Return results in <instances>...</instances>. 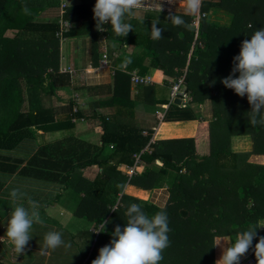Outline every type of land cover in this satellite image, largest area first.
I'll use <instances>...</instances> for the list:
<instances>
[{
    "label": "trees",
    "instance_id": "1",
    "mask_svg": "<svg viewBox=\"0 0 264 264\" xmlns=\"http://www.w3.org/2000/svg\"><path fill=\"white\" fill-rule=\"evenodd\" d=\"M60 3L0 0V149L11 150L32 137L29 126L50 130L46 116L50 110L39 106L26 111L23 102L28 89L44 86L45 82L53 88L59 70L60 44L66 37L90 34L92 65L99 62L103 38L119 42L131 50L132 63L126 70L114 72L110 104L132 106L130 72L137 69L138 74L144 75L151 68L174 80L183 79L189 98L182 107L169 105L178 110L179 120L191 119L186 104L202 103L206 99L210 101L213 119L199 121L195 136L153 141L150 131L143 135V129L134 125L102 120L99 146L81 142L72 152H47V159L39 164L44 170L32 174L39 173L81 194L73 215L91 224L82 237L86 249L79 250V257L85 258L92 247L85 264H91L99 249L110 242L115 226H125L124 213L132 203L142 204L149 215L160 209L166 211L171 229L170 246L164 250L160 264H214L216 236L237 234L264 219V164L248 160L251 154H264V126L249 123L251 106L246 95L241 98L221 83L231 73L233 57L239 54L241 42L264 28V0H203L198 24L184 17L193 23L191 30L174 26L167 19L169 11L165 9L160 14L156 7L149 11L139 9L127 21L133 25V31L122 38L115 36L110 24L104 25L106 31L96 29L92 11L95 0L64 7ZM25 6L31 14L23 12ZM50 6L58 7L57 17L51 21L39 20L40 13ZM212 7L232 14L229 27L206 19V12ZM157 18V27L164 31L161 39L153 40L150 31L152 21ZM62 20L70 23L65 30L61 28ZM141 92L146 94L143 100L152 104H165L170 99L169 93L165 99H154L153 85H143ZM171 113V117L164 116L166 122L174 120L172 110ZM163 134L160 129L158 135ZM241 134L250 137V150L233 151L231 137ZM108 145L112 148L107 151ZM146 146L141 153L142 170L139 166L128 177L117 169L119 165H131L133 154ZM102 150H106L104 155ZM42 152L35 153L29 163L40 161ZM92 165L100 168L93 178L77 171ZM15 166L0 161L1 171L13 172ZM117 183L144 190L166 186L167 201L164 206H157L117 189ZM104 220L110 221L105 230ZM256 242L253 241V247ZM66 253L68 257L71 255L69 251ZM248 253L255 258L251 249Z\"/></svg>",
    "mask_w": 264,
    "mask_h": 264
},
{
    "label": "crops",
    "instance_id": "2",
    "mask_svg": "<svg viewBox=\"0 0 264 264\" xmlns=\"http://www.w3.org/2000/svg\"><path fill=\"white\" fill-rule=\"evenodd\" d=\"M84 0H58L60 3L66 5H77ZM60 3V4H61ZM158 5V4H157ZM153 6L154 7H157ZM56 6H50L45 8L39 15L38 19L43 21H51L57 17ZM91 38L90 34H81L77 36L66 37L60 44L59 48V70L58 76L52 82L53 88H49L47 83L44 86H38L34 89H28L25 93L24 110H35L39 106L48 108L50 112L47 119L50 120V130H42L37 126H29L33 136L23 140L17 147L11 150L0 149V161H9V163L16 165V169L13 172H5L0 170V210L4 214H0V219L10 215L12 208L14 207L9 193L13 188H19L21 192L26 193V197L23 201L18 203H24L27 206V198L31 197L34 201L40 205V215L44 221L54 220V224L61 222L62 218H78L73 215L71 211L74 208L79 196L81 194L75 193L60 183L47 180L44 176H38L32 172H38L44 170L39 164L41 161L47 159L50 152L58 153V151L64 150L72 152L73 149L80 145L81 142L89 143L91 145L101 144V134L103 132L102 120H106L112 123H122L134 125L143 129L146 134L147 131L151 132V138H172V137H191L195 136L200 122H209L212 120V113H210V107L208 106L210 101L204 100L202 103L189 102L187 108L190 110L191 119L179 120L177 117V109L169 106L165 111V115H172L171 110L174 112L171 122H166L163 117L159 120L155 111L159 109V106L164 103H149L141 92L143 85L130 86V98L132 100V106L120 107L115 104H110L109 100L113 91V78L114 72L119 69V65L123 62L125 57L130 56L131 50L127 49L124 45L109 38H103L102 50L99 53V62L97 65L91 64ZM106 50L108 55V62L104 64L101 60V53ZM68 70V71H67ZM73 71V72H70ZM132 71L137 72V69ZM131 71V72H132ZM150 68L146 74L154 76L157 82L154 81V99L162 100L168 96L171 77L163 74L161 71H153ZM169 84V85H168ZM149 85V86H151ZM204 103V104H203ZM172 105V104H171ZM175 105V104H174ZM182 107L183 105H175ZM78 111L74 112V108ZM167 112V113H166ZM164 115V116H165ZM168 118V117H167ZM162 129L163 135H158L159 130ZM111 145V144H110ZM110 145L105 148L110 150ZM251 147L250 137L246 134L234 135L231 137V149L233 151H248ZM43 151L40 155V161L29 163L35 156V153ZM48 152V154H47ZM102 150V154L104 155ZM251 162L263 163L264 154H251L248 158ZM70 165H73L70 163ZM126 165H119L117 169L123 171ZM142 166L140 169L142 170ZM97 169L98 165L87 166L85 168H78L77 171L82 175L93 178V176L86 175L85 172H93ZM47 170V167L45 168ZM97 171L95 172V174ZM127 185V184H126ZM166 189H165V188ZM155 187L151 190H144L133 185H127L125 190L133 196H136L145 201L151 202L157 206H164L168 197V190L166 186ZM164 188V189H163ZM163 190V191H162ZM52 194V197L48 199V195ZM6 212V214H5ZM56 219V220H55ZM70 220L68 221V223ZM81 224V223H79ZM75 227L77 232L73 230H66L61 227H53L56 231L62 233H71L70 235L78 237L75 243H79V238L84 236V230L90 229L91 224H81V227ZM45 225L41 226L35 224V231L32 232L31 240L29 241L28 248H31V243L41 242L39 239L46 234ZM71 226V225H69ZM66 230V231H64ZM38 235L39 237H36ZM237 234L216 236L215 242L224 240L222 242L227 246V243L234 242ZM35 236V240H34ZM0 237H2L0 235ZM83 240V238H82ZM2 240H0L1 242ZM80 248L86 249L84 246ZM67 244V243H65ZM33 253L31 250L26 251L24 258L27 254L31 255V260L28 258L26 261L19 264H36L35 257L39 255H45L51 257V250H46L42 254L40 246H35ZM27 248V247H26ZM36 250V251H35ZM64 251L68 252V248L65 247ZM222 249L219 246H214V264L220 258ZM72 263L78 259L79 252L74 253L71 251ZM22 258V257H21ZM44 260L42 264H49L47 260ZM54 259V258H53ZM0 262L4 264H13L11 258L8 255V249L5 245L0 243ZM17 264V263H16ZM50 264H56L52 262ZM68 264H70L68 262Z\"/></svg>",
    "mask_w": 264,
    "mask_h": 264
},
{
    "label": "clouds",
    "instance_id": "3",
    "mask_svg": "<svg viewBox=\"0 0 264 264\" xmlns=\"http://www.w3.org/2000/svg\"><path fill=\"white\" fill-rule=\"evenodd\" d=\"M170 6L179 5L183 9V15H177L169 11L167 19L176 27H184L191 30L193 23L184 17L195 20L201 14L203 0H167ZM146 7V0H95L93 19L98 31H106L104 25L111 26L116 37L127 36L133 31V25L128 18L133 17L135 12ZM25 14H31L25 6ZM160 14L164 11L162 0L156 7ZM144 20L140 23L143 24ZM159 19L152 21L151 39L162 38V28L157 27ZM251 27V25H250ZM132 63L130 56L125 57L119 70H126ZM239 73L237 76L236 74ZM225 88L231 89L236 95L243 98L251 106L249 112V123L252 126H264V28L254 32L250 39L241 42L240 52L233 57L231 73L221 80ZM116 188L125 190L124 183H117ZM14 205L7 220L6 238L18 255L23 254L26 246L32 238L31 232L35 224L44 225L40 215V205L31 197L27 198V206L23 201L26 193L19 188H13L9 193ZM112 211H116L112 209ZM126 219L122 228L117 225L111 233L113 237L110 242L99 249L98 256L91 264H160L163 260V252L170 246L168 233L171 231L168 217L164 209H160L152 215L147 214L140 203H132L127 206L124 213ZM110 221H103V229ZM264 228V221L250 224L246 230L239 231L234 242L227 243L224 240L215 242L214 246L222 249L220 258L216 264H240L241 258L245 257L251 249L254 252L256 264H264V236L257 239V229ZM103 230V231H104ZM102 232V231H96ZM4 237H0L3 240ZM256 240L253 247V241ZM64 245L62 233L49 231L44 235L41 252L55 250Z\"/></svg>",
    "mask_w": 264,
    "mask_h": 264
},
{
    "label": "rangeland",
    "instance_id": "4",
    "mask_svg": "<svg viewBox=\"0 0 264 264\" xmlns=\"http://www.w3.org/2000/svg\"><path fill=\"white\" fill-rule=\"evenodd\" d=\"M159 3V0H146V7L145 8H142L144 9V11H149V9H151V7L153 6H156L157 4ZM162 3H163V8L166 10V11H175V12H181L183 13V9L181 6H179L178 4L175 5V6H170L168 3H167V0H162ZM62 4V3H61ZM198 18V17H197ZM197 18H195V21H194V24H198V21H197ZM206 19L210 22H213V23H216V24H219V25H222L224 27H229L231 25V22H232V19H233V16L230 12L224 10L223 8H219V7H212L210 8L207 12H206ZM107 62H108V57H107ZM107 64V63H106ZM169 85V84H168ZM204 104V103H203ZM209 105V109H210V113H212L211 111V105L210 103H208ZM212 119H213V116L211 115ZM126 170V167L123 168V171ZM98 171L97 169L93 170V172H85L86 175H89V176H93V174L95 175V172ZM125 174V172H124ZM127 175V174H126ZM128 176V175H127ZM129 177V176H128ZM126 185V184H125ZM127 186V185H126ZM164 187V186H163ZM165 188V187H164ZM163 188V189H164ZM127 189V188H126ZM166 189V188H165ZM163 191V190H162ZM52 197V194H49L48 195V199H50ZM73 212V210L71 211V213ZM0 214H4V212L2 213V211L0 210ZM6 214V212H5ZM0 217H2L0 215ZM10 215H7L6 214V217L0 219V235L2 237H4V239L0 242L2 243V245H5L8 249V255L9 257L11 258V262L13 264H19L21 262H24L26 261V259L28 258L29 260H31V255L32 254H27V256L24 258V254L25 252L28 250L31 252L29 253H33V250L32 249H35L36 247L35 246H41L43 245V238H44V235L42 237H40V243L39 242H34V243H31V248H28L29 244L26 246L27 248H25V251L23 254H20L18 255L17 253H15V251L13 250V247L11 246V244L7 241V238H6V227H7V220L9 219ZM80 218V217H78ZM56 220V219H55ZM70 220V222L68 223V221ZM54 220H47V221H44V228H46V233L49 232V231H56L55 229H53V227H61L66 230H70V231H74L75 233L77 232V230L75 229L76 226H78L79 223L81 224H84V223H88L87 220L85 219H76V218H73V220H71L70 218H68L66 216V218H62L61 219V222L57 221L58 224H54L53 223ZM259 221H264V219H260ZM81 224H79V227H81ZM71 225V226H69ZM85 226V224H84ZM36 227L35 225L33 226V230L32 232L35 231L36 233ZM64 230V231H66ZM259 232H260V237L264 236V228H258ZM31 232V235L33 234ZM58 232V231H57ZM67 232V231H66ZM96 233V232H95ZM71 233H65L64 236L62 235V239L64 241V245L56 248L55 250H51V257L48 256L47 259L45 258V255H39L37 257H35V263L36 264H42L44 262V260L46 259L49 264L52 263V262H55L56 264H68V262L71 260L72 257H68L66 251H64L65 247H69L68 250L69 252L71 253V251H73L74 253H77V252H80L81 249V245L83 244V240H82V237L79 238V243L80 244H77L75 243V240L77 241L78 240V237L76 236H72L70 235ZM36 237H39L38 235H36ZM67 237V238H66ZM84 237V236H83ZM33 239V237H32ZM71 239V240H70ZM215 239V238H214ZM34 240H35V236H34ZM69 241V243H68ZM67 243V244H65ZM92 247H90L88 253L86 254V257L85 258H81L79 257L78 261L75 260L73 263L71 264H85V261L88 259V256H89V253L91 251ZM80 250V251H79ZM36 251V250H35ZM22 257V258H21ZM54 258V259H53Z\"/></svg>",
    "mask_w": 264,
    "mask_h": 264
},
{
    "label": "built area",
    "instance_id": "5",
    "mask_svg": "<svg viewBox=\"0 0 264 264\" xmlns=\"http://www.w3.org/2000/svg\"><path fill=\"white\" fill-rule=\"evenodd\" d=\"M65 3L61 4V7H64ZM70 25V23L68 21L62 20L61 21V28H67ZM65 30V29H64ZM61 33V31H59ZM107 51L104 50L101 53V60L104 64L107 63ZM68 71V70H67ZM73 72V71H70ZM170 99L168 101V103L165 104H161L159 106V109H157L155 111L156 116L159 120H161L164 115H165V111L168 109V106L170 104H172V100L175 97H179L181 99V105H184L185 102L187 101V99L189 98V94L184 90L185 86L183 83V79L180 78L178 80H174L171 78L170 80ZM130 82L133 85H151L154 83V80L152 78L151 75L149 74H144V75H140L135 71L130 72ZM74 112H77L78 109L75 107ZM143 133H145L143 131ZM150 141H153V138L150 139ZM147 149V146L145 148H143L140 152L134 153L133 154V163L131 165H127L126 170L124 171L125 174H127L129 177L133 174L136 173V170L138 169V167L141 165V153ZM240 264H256V260L255 258L252 257V255L250 253L246 254L245 257L241 258Z\"/></svg>",
    "mask_w": 264,
    "mask_h": 264
},
{
    "label": "water",
    "instance_id": "6",
    "mask_svg": "<svg viewBox=\"0 0 264 264\" xmlns=\"http://www.w3.org/2000/svg\"><path fill=\"white\" fill-rule=\"evenodd\" d=\"M119 38H122L123 36H118ZM172 103L175 104V105H180L181 104V99L179 97H175L173 98L172 100Z\"/></svg>",
    "mask_w": 264,
    "mask_h": 264
}]
</instances>
